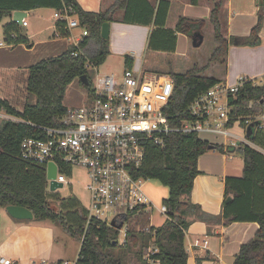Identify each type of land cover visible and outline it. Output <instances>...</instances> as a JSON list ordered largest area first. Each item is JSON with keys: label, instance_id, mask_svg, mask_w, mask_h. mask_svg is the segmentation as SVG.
I'll return each instance as SVG.
<instances>
[{"label": "trees", "instance_id": "1", "mask_svg": "<svg viewBox=\"0 0 264 264\" xmlns=\"http://www.w3.org/2000/svg\"><path fill=\"white\" fill-rule=\"evenodd\" d=\"M119 3V0H116L107 10L92 12L82 9L76 0H0V19L9 17L16 10H60L65 5L71 8L70 15L77 20L78 25L87 31L77 46L70 44L58 55L43 58L27 67L24 88L32 101L26 100L18 109L13 102L0 95V111L19 119L0 120V208L7 205L25 207L32 212L34 220L54 223L72 238L80 241L75 264H124L121 250L138 253L140 264H187L185 233L190 223L189 217L224 225L234 221H254L258 224L257 230L240 245L232 264H264V154L247 144L239 143L236 147L214 144L219 151L239 155L243 160L242 175L226 177L225 199L231 196V200L227 203L224 200L221 215L215 216L203 211L200 205L188 198L193 180L200 173L197 159L207 151L211 143L192 132H172L166 137L163 145L148 142L144 159L135 168V175L155 179L168 188V197L162 202L167 207V218L161 225L152 226L150 232L127 230L121 244L118 242L120 231L116 225L111 226L95 218L87 222L86 210L80 207L77 198H59L54 196L56 191L47 190L43 165L21 159L20 142L24 137H42L44 135L38 126L61 124L67 109L63 104L67 85L83 74L88 76L87 62L93 67H98L105 61L109 54V39L101 37L100 27L103 21L110 20V12L120 5ZM214 4L210 20L214 27L217 47L211 60H219L226 53L227 40L220 33L217 17L219 3L215 1ZM262 13L263 9L259 12L258 22L249 35L232 37V41L235 39L237 45H258ZM201 23L180 18L176 30L186 32V28L192 25L201 28ZM65 24L64 19H56L55 34L68 37L69 30ZM19 28L15 22L5 23V40L14 45L26 43L27 38L19 35ZM171 33L175 38L173 31ZM11 34L14 37H11ZM152 41L150 38L149 47H154L150 46ZM198 71L197 67L183 73L169 71L173 90L166 113L171 115L174 123L182 117L181 112L198 94L220 81L199 76ZM81 84L91 93L90 79L88 85L82 82ZM250 100L253 105L248 109L246 106ZM261 100L264 101V83H245L237 92L236 111L241 115L256 111L260 108ZM249 139L264 148L263 130H254ZM124 217L128 220L130 216ZM149 242L157 249L149 255L153 262L144 258L143 252Z\"/></svg>", "mask_w": 264, "mask_h": 264}, {"label": "built area", "instance_id": "2", "mask_svg": "<svg viewBox=\"0 0 264 264\" xmlns=\"http://www.w3.org/2000/svg\"><path fill=\"white\" fill-rule=\"evenodd\" d=\"M71 8L63 5L55 10L56 19H64L65 27L70 30L79 26L77 20L70 15ZM24 24V19L22 20ZM87 31L82 28L80 37ZM59 37V34H55ZM11 37H14L11 34ZM0 38V48L12 47ZM76 54V53H74ZM86 67H93L87 62ZM92 83L90 100L79 107H67L59 126H38L44 136L24 137L20 142L21 159L43 165L45 172L50 163L56 167L53 179L63 185L70 184L66 174L73 166L86 171L88 183L86 189L89 205L86 210L87 222L91 218L115 225L122 223L119 231H123L125 239L127 219L143 209L149 210L148 225L143 230L149 231L154 225L150 219L154 209L167 218V207L164 203L156 208L143 191L146 180L135 175L145 156L148 142L163 145L166 137L172 132L181 133H216L228 140L225 147H236L239 143L247 144L264 154V148L254 144L246 136V128L251 125L254 130L264 131V101L260 108L246 115L237 113V92L245 83L260 85L264 83L256 78L237 76L233 83L219 81L198 94L181 112L182 117L172 122L171 115L166 113L173 82L169 76L150 77L131 68H125L121 74H96ZM252 100L246 108L251 109ZM187 116V117H185ZM18 121L16 117L0 111V120ZM234 126L242 128L244 135L240 140H233ZM47 179V178H46ZM51 179H47V186ZM54 192V191H53ZM109 215H113L110 222ZM150 232V231H149ZM153 234L151 233V241ZM157 249L152 244L146 248L144 258L153 262L149 255ZM45 264V261L42 262ZM0 264H13L7 258L0 257ZM60 264H75L62 261Z\"/></svg>", "mask_w": 264, "mask_h": 264}, {"label": "crops", "instance_id": "3", "mask_svg": "<svg viewBox=\"0 0 264 264\" xmlns=\"http://www.w3.org/2000/svg\"><path fill=\"white\" fill-rule=\"evenodd\" d=\"M82 9L92 12H102L112 7L116 0H76ZM219 3L218 21L220 33L227 40V50L219 60H211L217 47L214 40V27L210 20L214 3ZM119 4L110 12L109 22V54L106 57L115 58L112 72L121 74L125 68L142 72L150 77L159 75L169 76V71L183 73L197 67L198 75L211 77L220 81L233 83L237 76L257 78L264 76V0H119ZM40 8L25 11L28 13ZM51 9V8H50ZM263 9L262 25L259 31L260 43L256 46L237 45L232 37H244L250 34L258 22L259 12ZM53 13L55 10H53ZM26 16L24 24L26 25ZM49 25L53 29V38L39 39L29 42L28 48L34 45H44L49 56L58 55L70 44H74L80 35L73 36L72 28L68 37L55 36V20ZM180 18L192 21H201V28L192 25L186 32L176 30ZM9 21L11 18L9 17ZM45 31V30H42ZM42 31L38 32L40 34ZM173 31L174 37L171 33ZM198 31L203 40L199 46H193L191 34ZM150 38L153 40L149 47ZM210 39L207 57L201 59L197 54L191 56L187 69L173 71L174 56L189 51L190 48H199L205 39ZM63 48L55 49L52 43L64 41ZM19 44H13V47ZM146 47L150 51L165 57L170 55L169 67H149L144 56L138 63V51ZM156 48V49H153ZM185 54V55H186ZM119 62H118V61ZM104 61V62H105ZM103 62V63H104ZM119 64L118 67L115 65ZM113 73V74H114ZM111 74V73H110ZM233 140H240L244 135L242 128L234 126ZM228 140L224 138L222 145L225 147ZM213 144V143H211ZM214 145V144H213ZM236 154L219 151L217 148L207 149L197 159V168L200 173L193 180V187L188 197L191 202L200 205L203 211L211 215H221L222 205L225 200L226 177H240L243 170V160H237ZM239 156V155H238ZM0 208V229L5 233L0 242V257L9 259L8 255L19 258L21 261L11 260L13 264H58L68 261L66 255L55 252L51 241V226H35L32 219H14ZM190 223L185 233V248L187 251V264H232L240 245L251 238L258 228L254 221H234L227 225L222 223H206L202 220L188 218ZM222 221V220H221ZM49 225V224H47ZM75 241V240H74ZM65 242V248L68 245ZM78 248L80 242L78 241ZM79 251V250H78ZM43 258L34 261L31 258ZM78 256V254H77ZM76 258L73 262L76 261ZM10 260V259H9ZM128 262H130L128 260ZM136 260L135 263H137ZM140 263V262H138Z\"/></svg>", "mask_w": 264, "mask_h": 264}, {"label": "rangeland", "instance_id": "4", "mask_svg": "<svg viewBox=\"0 0 264 264\" xmlns=\"http://www.w3.org/2000/svg\"><path fill=\"white\" fill-rule=\"evenodd\" d=\"M53 11L50 8H40L37 11H33L27 14L26 16V25L20 26L19 28V35L23 37H28L29 42H35L39 39H50L52 37L53 29L49 27L51 24V21L54 19L52 18ZM9 22V17H3L0 19V38L5 40V34H4V25L5 23ZM45 30V31H42ZM72 33L73 36L80 35L82 32V28L80 26H74L72 27ZM42 31L40 34H37L38 32ZM110 39V38H109ZM68 39H65L64 41H57L56 43H52L55 49H62L65 42H67ZM21 43L20 45H16L15 47H4L0 48V95L2 97L7 98L11 102H13L14 106L18 109L21 108L23 105V102L26 100L32 101L33 99L28 97L24 88V82L26 80V70L27 67L40 61L43 58H46L49 56L47 54L46 48L44 45H34L33 48H28L27 45L30 43ZM210 47V39H205L203 44L197 48H190L189 51L186 54V51L184 54H181L179 56H174V65H173V71H183L187 69L189 65V59L191 56L197 54L198 57L201 59H204L207 57L208 50ZM138 63L141 62L142 57L144 56L146 65L148 64L149 67H169L170 65V55H167L165 57H160L159 55H156L153 52L147 51L146 47L142 49L141 51H138ZM186 54V55H185ZM115 58L114 57H108L107 60L100 64L98 67L91 68V70H88V77L92 83L95 81V75L99 74H110L114 73L112 72V66L115 64ZM118 61V60H117ZM119 62V61H118ZM119 64H116L115 66L118 67ZM118 72L114 73L117 74ZM263 76L257 77L255 80L256 82H261ZM90 93L87 91V89L81 84L80 79H74L71 83H69L66 87L65 94L63 97V104L66 107H79L84 104H86L90 98ZM198 136L201 139L207 140L210 143L221 145L224 141V137L220 134L208 132V133H199ZM235 158L237 160H241V156L235 155ZM66 179L70 184H65L62 187L58 188L56 190V193L54 196H59V198H77L80 207L87 209L89 205V196L86 189V185L88 183V178L86 175L85 169L73 166L71 168V172L66 174ZM143 191L146 193V195L150 198V200L153 202L154 206L156 208H159L162 205V202L165 198L168 197V188L161 184L159 181L155 179H146L143 182L142 186ZM47 190L49 191V186H47ZM51 192V191H50ZM54 198V197H53ZM60 201V200H59ZM55 206L56 204L53 203ZM149 210L143 209L139 211L137 214L128 217V220L125 222L126 225L123 226V229L125 230V227H127V230H134V231H141L143 230L145 225H148V215ZM113 215H109L107 218V221L110 222ZM147 217V219H146ZM164 216L160 215L156 209L153 210L152 216L150 219V224L154 226H159L164 221ZM33 225L35 226H51L50 228H53L51 230V241L53 244V249L55 252L60 251V253H63L66 255V258L73 262V260L76 258L78 254V240L72 238L67 232L60 229L56 224L51 223L49 221H38L32 219L31 221ZM49 224V225H47ZM5 233L0 229V242L4 239ZM123 231H120L118 236V242L119 244L123 241ZM69 243L65 248V242L67 241ZM75 240V241H74ZM80 242V241H79ZM149 244H152V242H149ZM4 250V248H0V251ZM146 250V249H145ZM144 250V252H145ZM123 255V261L124 264H140L139 262V256L138 253L125 250L120 251ZM143 252V253H144ZM1 255V253H0ZM10 260L15 261H21L19 258L13 257L11 255H8ZM34 261H41L43 258H37V256H34L31 258ZM128 260L130 262H128ZM136 260H138L137 263ZM21 264V262H19ZM50 264V263H47Z\"/></svg>", "mask_w": 264, "mask_h": 264}, {"label": "water", "instance_id": "5", "mask_svg": "<svg viewBox=\"0 0 264 264\" xmlns=\"http://www.w3.org/2000/svg\"><path fill=\"white\" fill-rule=\"evenodd\" d=\"M26 16V12L25 11H20V10H16L13 11L11 13V15L9 16L11 18L12 22H15L17 24H22V20L23 18ZM100 35L103 39H108L109 38V22L108 21H103L100 27ZM203 40V36L200 32L198 31H193L191 34V41L193 46H199L201 44ZM79 79L81 80V82L84 85H88L89 84V79L87 74H83L82 76L79 77ZM251 135V125H249L246 128V136H250ZM208 149H214V145L213 144H209ZM56 176V167L53 163H50L47 167V171H46V178L47 179H51V182L49 183V191L53 192L56 191L58 188L62 187V184L60 182H56L53 179ZM231 200V196H227L225 199V202H229ZM4 212L11 218L14 219H33V214L32 212L22 206H17V205H7L4 207ZM0 218H1V213H0ZM111 226L115 225L114 220H112L110 222ZM117 229L121 228L122 223L116 225ZM119 264V263H117Z\"/></svg>", "mask_w": 264, "mask_h": 264}]
</instances>
